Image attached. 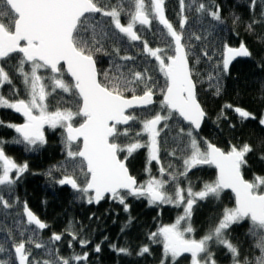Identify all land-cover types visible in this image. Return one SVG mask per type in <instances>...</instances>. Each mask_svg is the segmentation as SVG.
<instances>
[{"label": "trees", "instance_id": "obj_1", "mask_svg": "<svg viewBox=\"0 0 264 264\" xmlns=\"http://www.w3.org/2000/svg\"><path fill=\"white\" fill-rule=\"evenodd\" d=\"M91 1L100 11L79 21L73 37L76 47L95 59L100 82L110 91L125 97L155 95L152 106L130 112L132 121L117 127L112 141L122 149L120 158H125L123 147L138 141L142 122L159 118L157 142L152 145L157 152L149 156L144 144L126 159L142 194L121 192L95 205L84 189L89 174L78 157L81 143L68 141L66 127L46 126L44 140L31 143L15 129L23 118L0 106V149L23 169L12 182L0 185V247L7 252V256L0 252V263L8 257V264H18L15 249L24 245L36 264H169L160 230L184 211L153 202L146 186H141L161 179L175 193L176 188L200 191L216 182L211 164L191 170L187 166L195 140L205 152L212 143L226 152L238 151L244 178L255 193H264V0H161L167 25L186 48L197 99L206 112L199 132L163 102L167 78L162 66L174 53L167 25L151 16L150 26L138 24L134 16L138 0ZM16 19L6 1L0 0V24L12 31ZM117 22L133 25L139 39L119 32ZM241 45L248 48V56L226 69L225 50ZM165 47L166 56L157 58L156 51ZM31 65L20 53L0 60V70L7 75L0 89L4 97L13 102L28 99L22 69ZM44 72L64 78L70 86L66 91L49 83L48 109L76 113L72 125L83 123L81 99L64 67L56 75L46 67ZM67 178H73L77 187L63 185ZM25 206L45 223V230L27 223ZM233 208L235 198L229 191L198 199L188 213L192 237L211 239L208 247L214 264H264V225L242 218L215 237ZM187 256L172 264H190Z\"/></svg>", "mask_w": 264, "mask_h": 264}, {"label": "water", "instance_id": "obj_2", "mask_svg": "<svg viewBox=\"0 0 264 264\" xmlns=\"http://www.w3.org/2000/svg\"><path fill=\"white\" fill-rule=\"evenodd\" d=\"M5 1L17 19L11 32L0 25V60L20 53L27 63L39 62L55 75L63 66L81 99L79 114L84 121L78 126H67L65 134L70 143H81L78 157L84 161L89 174L84 189L91 193L93 203L98 205L107 196L113 198L121 191L132 196L142 194L143 190L137 187V180L130 173L126 160L119 158L118 144L112 139L118 126L126 127L130 124V112L152 106L155 95L147 92L125 97L110 91L100 82L95 59L76 47L73 37L79 21L87 14L98 13L100 8L91 0ZM135 20L143 26L151 24V18L146 13H137ZM116 28L132 40L139 39L132 26L125 27L117 22ZM167 30L173 41L174 53L164 68L167 87L163 102L171 112L199 132L206 112L197 99V87L187 51L175 29L167 25ZM248 54L245 45L228 47L224 54L226 69ZM12 111L27 121L15 128L23 139L41 141L45 138L43 129L48 123L47 118L35 115L28 104L22 101L16 102ZM159 122L158 118L151 123L153 133ZM0 160L6 169L11 167L3 151H0ZM199 164H211L215 168L219 186L233 194L241 217L264 225V193H255L252 183L244 178L241 171L242 157L238 151L226 152L212 143L208 146L207 159L195 160L190 170ZM63 185L77 187L73 178L65 179ZM149 197L155 203H162L164 198L155 189L149 191ZM24 216L29 224L40 230L46 229L45 223L28 206L24 208ZM164 232L169 249L179 257L189 253L198 256L204 249V245L198 241L184 242L172 228ZM25 252L24 245L16 247L18 264H28Z\"/></svg>", "mask_w": 264, "mask_h": 264}, {"label": "rangeland", "instance_id": "obj_3", "mask_svg": "<svg viewBox=\"0 0 264 264\" xmlns=\"http://www.w3.org/2000/svg\"><path fill=\"white\" fill-rule=\"evenodd\" d=\"M138 8L135 11V14L137 13H146L148 16H151L152 20H156L158 23L166 26L167 25V19L165 17V13L163 10V5L161 0H150V2H146V0H138ZM135 16V15H134ZM135 20H134V26H135ZM132 25V26H133ZM167 47L160 48L158 51H156L157 58L163 59L164 56L167 54ZM155 54V53H154ZM165 62H163L162 69L164 71ZM45 66L40 63H34L31 65L30 68H23V78L25 79L28 87V99L22 100L27 102L28 106L34 111V113L40 117L47 118L49 123V127H58V126H64L67 127L69 125H72V120L76 117V113L72 112H51L48 109L46 98L48 94L50 93L49 89V83L51 82L53 88H59L68 91L70 89L69 83L62 77L53 78L49 77L46 72H44ZM3 72L0 70V89L4 81L7 80V76H3ZM0 106L3 107H9L12 109L14 106V102L10 101L8 98L4 97L0 92ZM155 120V119H154ZM153 120V121H154ZM151 121H144L142 122V129L138 132V141L132 142L129 145H124L123 150H125V156L126 151L132 147L136 146L137 148L142 147L144 144L148 146V154L151 156V146L156 144L157 138L152 139L151 134ZM152 121V122H153ZM157 128V129H156ZM155 131H157L156 137H158L159 129L160 127H156ZM45 133V130H44ZM123 134L128 133L127 130L122 131ZM34 141L38 140H31V143H34ZM135 147V148H136ZM154 148V146H153ZM155 154L157 152V149L154 150ZM207 150L206 152L202 150L201 143L198 140H195L193 143V152L191 157L188 159L187 166L189 167L190 164H192L195 160L198 159H205L207 157ZM13 166L9 170H5L2 165L3 172L0 175V185L5 183H10L13 181L14 178H17L23 171L22 167L18 166L14 162ZM147 191L151 190H159L163 196L164 204H173L182 207L184 214L180 216L176 222L167 225L166 227H171L174 232L181 237L184 241H195L197 239L192 237V229L190 224V216L187 212V204L190 201H197L201 197H209V196H216L220 195L223 190L218 186L217 182L207 184L203 190L200 191H194L192 188L187 189H179L176 188V192H170V188H168V184H166L163 180L159 179V181H153L152 183L143 184L141 187H145ZM149 198L148 194H146ZM242 219L240 214L238 213L236 208L230 209L226 212L224 218L222 219L219 227L216 230L215 237L222 236L223 229L226 228L229 224L238 222ZM3 227L0 225V232L2 231ZM160 237L162 242L165 244L166 237L164 235L163 229L160 230ZM215 237L213 239H215ZM200 243H202L205 247L201 254H199L196 257H188V260L190 264H214L212 260V254L209 250V244L211 243L210 238L205 239H199L197 240ZM18 247V245L16 246ZM0 252L4 253L7 256V252L4 251L3 248L0 247ZM25 254L28 256V264H36V262H31V253L29 251H26ZM176 255L172 253L171 250L167 247L165 244V258L169 260V264L176 262L177 260ZM8 260V257L6 260L2 261L0 264H8L6 261Z\"/></svg>", "mask_w": 264, "mask_h": 264}, {"label": "flooded vegetation", "instance_id": "obj_4", "mask_svg": "<svg viewBox=\"0 0 264 264\" xmlns=\"http://www.w3.org/2000/svg\"><path fill=\"white\" fill-rule=\"evenodd\" d=\"M0 25H2V24H0ZM13 31V30H12ZM11 32V31H10ZM16 54V53H15ZM10 56V55H9ZM7 58V57H6ZM3 60V59H2ZM25 60V59H24ZM26 62V61H25ZM27 63V62H26ZM33 63H39V62H32V63H28V64H33ZM41 64V63H40ZM43 65V64H42ZM3 74V76H7L4 72L2 73ZM20 101H22V100H20ZM16 102H18V101H15L14 102V104L16 103ZM22 102H25V101H22ZM27 103V102H26ZM14 107V106H13ZM13 107H12V109H13ZM11 109V108H10ZM31 109V108H30ZM32 110V109H31ZM33 111V110H32ZM33 113H34V111H33ZM35 114V113H34ZM36 115V114H35ZM38 116V115H37ZM40 117V116H39ZM23 118V117H22ZM27 121L23 118V121L21 122V123H26ZM20 123V124H21ZM48 123H49V121H48ZM48 123H47V125L46 126H48ZM151 125V124H150ZM18 126V125H17ZM46 126L44 127V129H43V133H44V130L46 129ZM119 127V126H118ZM16 128V127H15ZM157 129V128H156ZM152 131V130H151ZM17 132V131H16ZM117 134V133H116ZM151 134H152V139L154 140V139H156V135H157V131H155L154 133L153 132H151ZM44 135H45V133H44ZM31 140H35V139H31ZM31 140H27V141H31ZM44 140V139H43ZM43 140H41V141H43ZM39 141V140H38ZM136 146H132V147H130L127 151H126V157L125 158H120V156H119V158L121 159V160H126L128 157H130V156H132L134 153H135V151L137 150V147L135 148ZM119 150L121 151L122 149L121 148H119V146H118V155H119ZM0 151H3V150H1L0 149ZM152 151H153V147L151 146V153H152ZM4 152V151H3ZM5 153V152H4ZM5 155H6V153H5ZM207 155H208V153H207ZM7 156V155H6ZM7 158L9 159V161L11 162V167L13 166V163L12 162H14L9 156H7ZM207 159V157L205 158V159H198V160H206ZM126 162H127V160H126ZM0 163L1 164H3V168L5 169V170H9V169H11V167L10 168H8V169H6L5 168V165H4V162L2 161V160H0ZM191 165L192 164H190V166L189 167H191ZM128 166V165H127ZM133 176V175H132ZM135 177V176H134ZM136 178V177H135ZM136 180H137V183H138V179L136 178ZM217 182V181H216ZM218 183V182H217ZM218 186H219V184H218ZM137 187H139V184L137 185ZM220 187V186H219ZM140 188V187H139ZM221 188V187H220ZM222 190V189H221ZM224 191V190H223ZM121 192H125V191H121ZM121 192H119V193H117V194H115V196H117V195H119ZM148 192L149 191H147L146 190V193L148 194ZM126 193H128V192H126ZM130 194V193H129ZM131 195V194H130ZM114 196V197H115ZM137 196V195H136ZM149 196V195H148ZM113 197V198H114ZM205 197L203 196V197H201V198H199V199H204ZM163 200H164V198H163ZM196 203V201H190L188 204H187V212L188 213H190L191 212V210H192V206L194 205ZM235 208H236V206H235ZM241 216V215H240ZM243 218V217H242ZM167 228H171V227H166V229ZM166 239H167V237H166ZM183 240V239H182ZM184 241V240H183ZM195 241H197V240H195ZM184 242H190V241H184ZM192 242V241H191ZM199 242V241H198ZM165 244H166V240H165ZM167 247H168V244H167ZM205 247V246H204ZM170 250V249H169ZM204 250V249H203ZM173 253V252H172ZM174 254V253H173ZM175 255V254H174ZM186 255H188V256H190V257H196V255H194V254H192V253H189V254H186ZM179 257V256H178Z\"/></svg>", "mask_w": 264, "mask_h": 264}, {"label": "bare ground", "instance_id": "obj_5", "mask_svg": "<svg viewBox=\"0 0 264 264\" xmlns=\"http://www.w3.org/2000/svg\"><path fill=\"white\" fill-rule=\"evenodd\" d=\"M28 223V222H27Z\"/></svg>", "mask_w": 264, "mask_h": 264}]
</instances>
